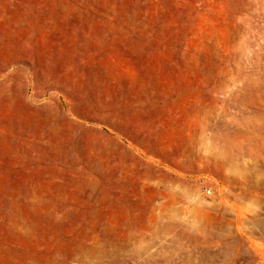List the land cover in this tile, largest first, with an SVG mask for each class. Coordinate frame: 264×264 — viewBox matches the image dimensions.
Returning <instances> with one entry per match:
<instances>
[{
	"label": "rangeland",
	"instance_id": "374dc122",
	"mask_svg": "<svg viewBox=\"0 0 264 264\" xmlns=\"http://www.w3.org/2000/svg\"><path fill=\"white\" fill-rule=\"evenodd\" d=\"M162 254L264 264V0H0V264Z\"/></svg>",
	"mask_w": 264,
	"mask_h": 264
},
{
	"label": "bare ground",
	"instance_id": "6f19581e",
	"mask_svg": "<svg viewBox=\"0 0 264 264\" xmlns=\"http://www.w3.org/2000/svg\"><path fill=\"white\" fill-rule=\"evenodd\" d=\"M215 136H216L215 137V139H216L220 135L216 134ZM232 138L234 139L233 136L230 138L228 135L223 136V134H222V137L218 138L219 142H221V146H222L224 152L232 151L237 146L238 143L235 140H233ZM163 211H164V209H163ZM160 215L162 216L163 214H160ZM161 216H159V218L163 219L164 216L162 218H161ZM160 219H159V221H160ZM140 264H197V263L194 261V259L191 256L186 257L185 259L182 260V263H180L179 261L174 260L172 256L162 254L157 258L155 257V258L146 259L143 262H141ZM205 264H215V263H214V260H210V261H207Z\"/></svg>",
	"mask_w": 264,
	"mask_h": 264
},
{
	"label": "built area",
	"instance_id": "2783aa9c",
	"mask_svg": "<svg viewBox=\"0 0 264 264\" xmlns=\"http://www.w3.org/2000/svg\"><path fill=\"white\" fill-rule=\"evenodd\" d=\"M207 193H209V194L211 193V189H210V188H209V189H207Z\"/></svg>",
	"mask_w": 264,
	"mask_h": 264
}]
</instances>
